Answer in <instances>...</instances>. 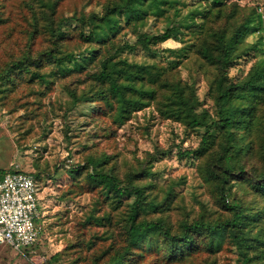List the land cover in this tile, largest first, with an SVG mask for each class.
I'll return each instance as SVG.
<instances>
[{
    "label": "trees",
    "instance_id": "trees-1",
    "mask_svg": "<svg viewBox=\"0 0 264 264\" xmlns=\"http://www.w3.org/2000/svg\"><path fill=\"white\" fill-rule=\"evenodd\" d=\"M4 1L0 0V31L11 20ZM62 1L21 0L29 11L22 8L28 22L27 44L20 54L0 62V93L27 76L28 81L44 84L68 78L64 83L70 96L68 113L81 103L93 104L89 121L106 135L137 111L153 106L160 119L178 122L188 134L200 136L197 147L180 149L178 154L196 159L216 207L201 203L192 216L178 189L182 180L162 185L153 180L156 153L172 149L158 150L149 160L126 169L117 153L92 150L85 152L84 162L66 171L74 180L72 187L96 192L97 202L110 210L97 214L95 208L86 223L102 231L71 247L93 251L86 264H172L203 254L214 256L224 248L235 251L237 264H264V56L244 75L230 72L240 58L264 52V21L258 8L206 0L190 16L172 23L169 9L175 0H107L101 11L58 16ZM152 16L167 18L165 29L143 30ZM71 19L78 23L74 28L67 25ZM126 27L136 33L132 42L120 35ZM254 32L257 38L250 40ZM40 34H47L50 43L34 51L31 46ZM74 36L87 46L69 49L67 40ZM171 38L182 41V48L163 52L156 48ZM138 47L155 60L136 62L123 56L126 49ZM189 63L206 76L213 109L200 100L194 77L181 74L180 66ZM65 131L70 138L69 125ZM6 171L0 169V178ZM29 173L36 180L40 177L39 172ZM96 239L108 242L96 251ZM60 255L57 252L48 261Z\"/></svg>",
    "mask_w": 264,
    "mask_h": 264
},
{
    "label": "rangeland",
    "instance_id": "rangeland-1",
    "mask_svg": "<svg viewBox=\"0 0 264 264\" xmlns=\"http://www.w3.org/2000/svg\"><path fill=\"white\" fill-rule=\"evenodd\" d=\"M107 0H63L58 8V16H71L74 13H90L101 11ZM236 1L238 6L246 10L258 8L264 21V0H228ZM171 7L172 23L182 17L191 15L195 6L206 0H175ZM21 0H5V14L11 18L6 27L0 31V62H6L12 56L25 49L27 33L24 28L28 22ZM29 16V13L27 14ZM165 17H149L143 30L156 32L165 29L168 24ZM70 24V25H69ZM71 28L78 25L77 21H67ZM122 38L134 41L136 33L132 27H126L120 33ZM257 33L249 36L255 40ZM47 34H40L32 44V49L38 51L49 45ZM87 44L74 36L67 40V47L78 51ZM183 42L173 38L159 44L156 48L166 51L168 48L180 49ZM160 55V54H159ZM124 57L136 62H152L155 58L138 47L135 50L126 49ZM264 56L262 50H257L255 56L240 58L231 69V74L244 75L252 63ZM47 70V69H44ZM184 77H194L197 93L204 106L214 108V101L208 95V80L196 64L189 63L180 66ZM28 77L15 88L6 93H0V169L8 170L18 167L26 172H39L37 182L42 217V232L39 241L22 245L16 249L10 243L0 244V264H86L90 262L93 251L87 247H71L79 239L94 237L101 232L102 227L86 223L87 216L99 208L97 214H102L110 207L97 202L96 192L72 187L73 179L66 171L69 166L84 162L85 152L96 150L119 155L122 169L137 166L138 162L149 160L150 154L158 150H170L167 154L156 153L152 169L156 172L151 176L159 184H166L170 179L183 182L178 186L185 197V204L192 216L198 214L201 203L215 210L213 197L204 182L196 159L191 156H181L178 150L195 148L200 142V136L188 134L182 124L172 120H162L157 117L153 106L137 111L132 119L118 127L117 131L106 135L89 121V110L93 104L81 103L73 112L67 111L70 96L64 88L68 78L52 79L50 83H41L38 79L28 81ZM54 81V82H53ZM4 94V97L1 96ZM6 94V95H5ZM67 114V115H66ZM104 123H107L103 121ZM71 127L70 138L65 135L66 126ZM94 144V145H92ZM71 186V187H70ZM74 191L67 195V191ZM66 194V195H64ZM173 216H175L173 214ZM97 240L96 251L103 247V239ZM61 252L58 260L48 261L51 256ZM215 260V261H214ZM237 264L236 253L224 248L214 256L199 255L192 261L174 262L172 264Z\"/></svg>",
    "mask_w": 264,
    "mask_h": 264
},
{
    "label": "built area",
    "instance_id": "built-area-1",
    "mask_svg": "<svg viewBox=\"0 0 264 264\" xmlns=\"http://www.w3.org/2000/svg\"><path fill=\"white\" fill-rule=\"evenodd\" d=\"M39 185L21 168L8 169L0 178V244L16 249L36 243L42 232Z\"/></svg>",
    "mask_w": 264,
    "mask_h": 264
},
{
    "label": "crops",
    "instance_id": "crops-1",
    "mask_svg": "<svg viewBox=\"0 0 264 264\" xmlns=\"http://www.w3.org/2000/svg\"><path fill=\"white\" fill-rule=\"evenodd\" d=\"M3 174H4V172L2 173V176H3ZM2 176H1V177H2Z\"/></svg>",
    "mask_w": 264,
    "mask_h": 264
}]
</instances>
